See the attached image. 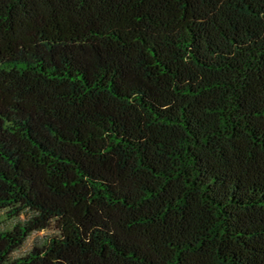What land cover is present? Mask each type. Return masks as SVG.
<instances>
[{"label": "trees", "instance_id": "16d2710c", "mask_svg": "<svg viewBox=\"0 0 264 264\" xmlns=\"http://www.w3.org/2000/svg\"><path fill=\"white\" fill-rule=\"evenodd\" d=\"M1 210L0 264H264V0H0Z\"/></svg>", "mask_w": 264, "mask_h": 264}, {"label": "rangeland", "instance_id": "374dc122", "mask_svg": "<svg viewBox=\"0 0 264 264\" xmlns=\"http://www.w3.org/2000/svg\"><path fill=\"white\" fill-rule=\"evenodd\" d=\"M14 220L7 218L5 211H0V228H6L12 226ZM56 230L54 228L40 230L34 232L25 242L23 246L14 252V255H20L30 250V248L35 244H40L49 239V237L54 234Z\"/></svg>", "mask_w": 264, "mask_h": 264}]
</instances>
